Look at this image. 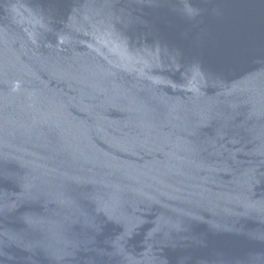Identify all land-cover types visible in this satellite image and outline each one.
Instances as JSON below:
<instances>
[{"label":"water","instance_id":"obj_1","mask_svg":"<svg viewBox=\"0 0 264 264\" xmlns=\"http://www.w3.org/2000/svg\"><path fill=\"white\" fill-rule=\"evenodd\" d=\"M0 264H264V0H0Z\"/></svg>","mask_w":264,"mask_h":264}]
</instances>
